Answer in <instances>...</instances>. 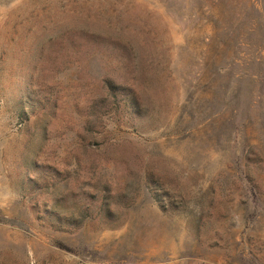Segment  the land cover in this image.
Segmentation results:
<instances>
[{
    "label": "rangeland",
    "instance_id": "374dc122",
    "mask_svg": "<svg viewBox=\"0 0 264 264\" xmlns=\"http://www.w3.org/2000/svg\"><path fill=\"white\" fill-rule=\"evenodd\" d=\"M0 264H264V0H0Z\"/></svg>",
    "mask_w": 264,
    "mask_h": 264
},
{
    "label": "trees",
    "instance_id": "16d2710c",
    "mask_svg": "<svg viewBox=\"0 0 264 264\" xmlns=\"http://www.w3.org/2000/svg\"><path fill=\"white\" fill-rule=\"evenodd\" d=\"M247 188H248V196H247V200L249 201L248 205H247V209L251 206L253 213H256V210L259 209V203L262 197V194L259 190V187L256 186L252 179L249 177V179H247ZM258 211V210H257ZM55 223H61L60 219L54 220ZM53 222V223H54ZM73 223H79V222H74V220H69L66 222V224H70L73 225Z\"/></svg>",
    "mask_w": 264,
    "mask_h": 264
}]
</instances>
